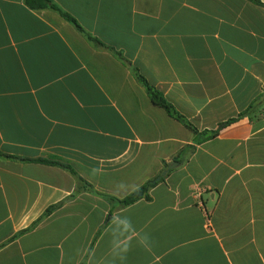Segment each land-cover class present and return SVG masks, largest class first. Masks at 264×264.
I'll return each instance as SVG.
<instances>
[{
	"label": "crops",
	"instance_id": "0c3cea01",
	"mask_svg": "<svg viewBox=\"0 0 264 264\" xmlns=\"http://www.w3.org/2000/svg\"><path fill=\"white\" fill-rule=\"evenodd\" d=\"M52 1L105 47L0 0V264H264V0ZM132 67L199 131L236 119L117 208L103 194L155 179L194 137ZM40 158L98 193L71 196Z\"/></svg>",
	"mask_w": 264,
	"mask_h": 264
},
{
	"label": "trees",
	"instance_id": "16d2710c",
	"mask_svg": "<svg viewBox=\"0 0 264 264\" xmlns=\"http://www.w3.org/2000/svg\"><path fill=\"white\" fill-rule=\"evenodd\" d=\"M26 2L34 8H50L58 12L62 17H64L66 20L71 22L75 28L85 36L87 40L94 43L97 46L105 47V45L99 41L96 37H93L88 32H86L79 24L78 22L67 12L63 11L59 6H57L52 0H26ZM118 54V53H117ZM133 74L135 75V78L137 81L144 87L147 94L149 95V98L151 99L152 103L163 108L171 117L175 118L176 120L180 121L185 127L191 130L193 133V143L185 145L182 147L179 152L172 158L176 161H181L184 153L187 151L192 152L196 148L197 144H200L208 139H211L215 137L219 131V129L226 124L230 123L231 121L235 120L236 117L230 118L224 122H221L216 129L213 130H201L199 131L195 126L192 125L191 122H189L183 115H181L174 107L173 105L164 97L163 93L157 89L155 86L151 85L145 77H143L137 70V68L132 67L131 68ZM248 113V110H245L241 112L238 116L245 115ZM36 161L45 163V164H51V165H58L62 168H65L67 171H69L72 176L75 178L76 181V187L74 192L71 194V196H74L76 193H78L80 190H90L95 193H98L95 191L92 187V185L87 182L85 179H83L80 175H78L71 166L60 163L57 161H52L48 159H36ZM166 162H163V166H166ZM165 176L161 177L159 181H155L154 178H148L144 182H142L140 185L135 187L132 191H130L127 195L118 198L112 195L103 194L104 197H106L113 205V207L122 208L129 204H132L133 202L145 198L149 199V190L158 182L163 181ZM57 205H51L48 207L42 216L48 215ZM41 216V217H42ZM84 264V261L81 263Z\"/></svg>",
	"mask_w": 264,
	"mask_h": 264
},
{
	"label": "water",
	"instance_id": "95a60500",
	"mask_svg": "<svg viewBox=\"0 0 264 264\" xmlns=\"http://www.w3.org/2000/svg\"><path fill=\"white\" fill-rule=\"evenodd\" d=\"M179 165V162L177 161H172L171 163L167 164L166 167L155 177V181H159L161 177L165 176L166 173L171 170L172 168L176 167Z\"/></svg>",
	"mask_w": 264,
	"mask_h": 264
},
{
	"label": "built area",
	"instance_id": "2783aa9c",
	"mask_svg": "<svg viewBox=\"0 0 264 264\" xmlns=\"http://www.w3.org/2000/svg\"><path fill=\"white\" fill-rule=\"evenodd\" d=\"M264 111V110H263Z\"/></svg>",
	"mask_w": 264,
	"mask_h": 264
}]
</instances>
